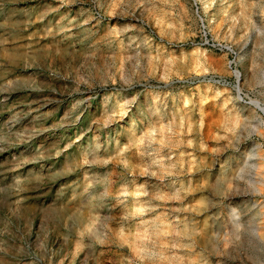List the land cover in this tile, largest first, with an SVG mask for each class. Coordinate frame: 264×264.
I'll return each instance as SVG.
<instances>
[{
	"label": "rangeland",
	"instance_id": "rangeland-1",
	"mask_svg": "<svg viewBox=\"0 0 264 264\" xmlns=\"http://www.w3.org/2000/svg\"><path fill=\"white\" fill-rule=\"evenodd\" d=\"M251 100L264 0H0V264H264Z\"/></svg>",
	"mask_w": 264,
	"mask_h": 264
},
{
	"label": "bare ground",
	"instance_id": "bare-ground-1",
	"mask_svg": "<svg viewBox=\"0 0 264 264\" xmlns=\"http://www.w3.org/2000/svg\"><path fill=\"white\" fill-rule=\"evenodd\" d=\"M208 7H209V5H208ZM208 7H206V8H208ZM213 20V18H209V24L210 23H213L214 21H212ZM237 76H238V78H240V76H241V73L240 72H238L237 73ZM236 89H237V92H238V97L236 98V100L234 99V98H232V97H230L229 99L230 100H233L234 102H236V103H239L240 104V102H241V89L239 88V86L237 87L236 86ZM218 93H220V91L218 92ZM88 97H91V95H87ZM110 98H107V100H109ZM106 100V101H107ZM106 101H104V103L106 102ZM103 103V104H104ZM251 105H253L256 109H258L259 111H262L263 113H264V107L259 103V102H257V101H255V100H251L250 102H249ZM33 104H38V102L37 101H35ZM44 106V105H43ZM40 107V106H39ZM42 107V106H41ZM103 107V106H102ZM125 109H126V107H125V105H120V111L119 112H124L125 111ZM118 112V111H117ZM102 113V115H103V117H109L110 115H111V111H110V109L109 110H107L106 112L105 111H102L101 112ZM258 119H260V118H258ZM260 122H263L262 120H260ZM212 184H213V186H215V185H217L219 182H228V183H231L232 181H231V179H228V177L226 178V176H224V173H217V174H214L213 175V179H212ZM230 186V185H229ZM232 187V186H231ZM154 189L155 190H157V189H159L158 187H154ZM159 197H162V195L160 194V196ZM186 228V227H185ZM156 235H158V234H160L161 233V231L159 230V231H155L154 232Z\"/></svg>",
	"mask_w": 264,
	"mask_h": 264
},
{
	"label": "built area",
	"instance_id": "built-area-1",
	"mask_svg": "<svg viewBox=\"0 0 264 264\" xmlns=\"http://www.w3.org/2000/svg\"><path fill=\"white\" fill-rule=\"evenodd\" d=\"M213 80L217 83H221V84H224V85H229L230 83L225 80V79H222V78H213ZM242 99V98H241Z\"/></svg>",
	"mask_w": 264,
	"mask_h": 264
}]
</instances>
